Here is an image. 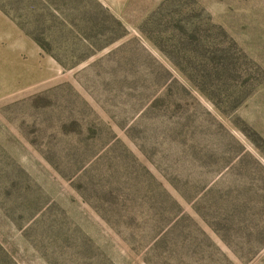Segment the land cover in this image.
<instances>
[{
    "label": "rangeland",
    "instance_id": "1",
    "mask_svg": "<svg viewBox=\"0 0 264 264\" xmlns=\"http://www.w3.org/2000/svg\"><path fill=\"white\" fill-rule=\"evenodd\" d=\"M162 4L149 26L153 35L168 41L178 19H184L180 23L188 28L199 26L196 35L205 49L215 38L214 26L227 34L232 55L246 69L245 76L229 79L241 91L219 96L223 105L233 99L240 102L228 114L200 93L141 31V24ZM166 75L187 88L191 100H181L174 91L178 107L169 108L162 101L149 107L153 95L164 92ZM187 114L215 138L211 147L233 139L250 155L243 174L235 171L222 185L239 188L248 236L242 233L241 239L230 242L240 246L262 242L264 0H0V242L14 260L10 257L8 264H149L140 246L129 244L119 227L107 223L83 199L73 183L77 176L66 179L51 164L69 166L73 163L69 154L77 145L58 135L59 127L73 120L90 123L91 131L68 125V135L81 132L83 145L94 153L105 141L99 136L106 121L161 177L142 150L164 171H187L178 181L191 180L197 185L194 191L206 181L193 174L201 173L202 167L195 162L204 147L196 146L199 132L193 130L195 143L183 146L167 132L173 119ZM93 174L88 172L84 181ZM45 200L57 210L31 225L30 216ZM182 205L196 215L191 204ZM230 257L233 264H264V247L247 262L231 253Z\"/></svg>",
    "mask_w": 264,
    "mask_h": 264
},
{
    "label": "trees",
    "instance_id": "2",
    "mask_svg": "<svg viewBox=\"0 0 264 264\" xmlns=\"http://www.w3.org/2000/svg\"><path fill=\"white\" fill-rule=\"evenodd\" d=\"M163 5L141 24V31L170 58L200 93L209 98L221 112L228 114V109L237 107L240 102L233 99L223 105L218 101L219 96L223 93L229 95L239 93L241 90L230 84L229 79L245 76L246 69L239 58L232 55L231 47L226 41L227 34L221 26H214L215 38L210 44L207 43L208 49H205L196 35L199 26L188 28L185 24L181 25L184 19H178L175 23L176 33L168 37V41L164 40L163 35H153L149 28ZM117 22L124 29L122 24ZM125 35L124 32L117 39ZM194 42L198 43L193 45ZM164 77V92L153 95L154 100L149 107H153V103L159 101L169 108L178 107L180 99L191 100L187 88L177 86V82L168 75ZM174 91V95L180 99L177 100L171 95ZM190 102L195 106L193 101ZM195 108L198 109L197 106ZM192 117L193 115L187 114L177 117V120L173 119L172 126L167 132L176 139L175 141H182L181 146L195 143L196 139L191 136L194 131L199 132L196 146L204 147L196 154L195 162L202 164V167L201 173L195 171L193 174L204 176L206 181L202 187L194 191L197 185L191 184L193 183L191 180L178 181L187 171L184 172L181 168L171 173L164 171L150 160L151 157L145 150H142L147 160L159 169L161 177L133 153L129 144L120 139L106 121L101 124L102 134L99 136L105 141L94 153L89 152L83 145L85 139L82 138L81 132L72 136V131L68 135V125H77L81 131L83 129L91 131L90 123L79 124L75 120L71 123H62L58 135L71 138L77 144L69 154L73 163L68 155L71 163L69 166L63 167L61 163L55 161L51 164L66 179H74L77 176L73 183L83 199L107 223L113 224L117 230L119 227L121 236L129 244L140 246L149 264H233L230 253L235 258L247 262L264 247V240L248 246L230 242L234 237L241 239L242 233L248 236L245 235L243 226V206L239 188L225 189L222 181L224 179L226 181L235 171H237L235 175L239 172L243 174V168L250 161V155L233 139L225 142L222 147L213 148L215 138L209 136L204 127H198L195 124L196 119ZM187 125L192 131H189L191 129L187 128ZM107 132H111L110 138ZM206 143L209 149H206L208 147ZM47 158L50 160L51 157ZM102 161L107 162L104 168L100 166ZM175 167L174 165V169ZM88 172L94 174L85 182L84 176ZM169 176H173V179ZM187 178L192 176L189 175ZM165 182L172 186L174 192L169 190ZM181 184L187 185L184 187ZM214 193L218 194L213 196ZM182 201L191 204L197 216L187 213ZM48 202L45 200L37 204L36 211L30 216V219H33L31 225L38 224L53 208L57 210L56 205L52 206ZM35 216L37 217L34 218ZM205 227L221 239L225 248L213 239ZM260 234L264 235V230ZM10 257L0 242V264H8Z\"/></svg>",
    "mask_w": 264,
    "mask_h": 264
}]
</instances>
